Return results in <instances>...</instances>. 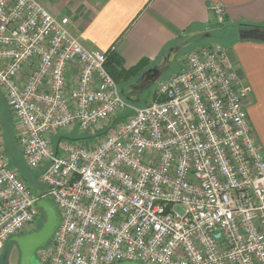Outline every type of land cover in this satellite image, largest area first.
I'll list each match as a JSON object with an SVG mask.
<instances>
[{"label": "built area", "instance_id": "2783aa9c", "mask_svg": "<svg viewBox=\"0 0 264 264\" xmlns=\"http://www.w3.org/2000/svg\"><path fill=\"white\" fill-rule=\"evenodd\" d=\"M211 9L223 23V5ZM68 22L38 0H0V95L60 215L38 262L264 264V152L227 52L189 50L155 99L127 113L103 52ZM1 126L0 251L40 214ZM75 127L87 136L68 138Z\"/></svg>", "mask_w": 264, "mask_h": 264}, {"label": "crops", "instance_id": "0c3cea01", "mask_svg": "<svg viewBox=\"0 0 264 264\" xmlns=\"http://www.w3.org/2000/svg\"><path fill=\"white\" fill-rule=\"evenodd\" d=\"M56 17L66 16L68 27L90 51H106L114 44L124 67L148 59L143 74L152 73L176 56L193 38L206 36L216 23L212 5L225 10L223 23L264 27V0H38ZM250 89L247 113L264 152V41L237 36L225 50ZM159 67V66H157Z\"/></svg>", "mask_w": 264, "mask_h": 264}, {"label": "rangeland", "instance_id": "374dc122", "mask_svg": "<svg viewBox=\"0 0 264 264\" xmlns=\"http://www.w3.org/2000/svg\"><path fill=\"white\" fill-rule=\"evenodd\" d=\"M237 29L229 23H218L212 26V29L206 36H198L193 38L188 44L179 49L176 52V56L167 60L162 65H155L153 74L148 78H141V75L133 79L118 78L117 84L120 94L127 106V113H132L135 108L142 107L152 101V93L156 89L158 83L168 78L171 74L175 73L181 65V58L191 49L203 46V45H218L224 50L230 47L231 42L237 38ZM159 66V67H157ZM130 94H134V98H130ZM0 121L2 127V138L7 149V156L12 165L17 168L21 174L27 176L24 177L26 182L31 184L33 188L40 189L43 192L45 189L41 186L39 170L29 168L25 162L19 147V144L15 138L17 130L14 124L9 109L3 101V97L0 95ZM68 138L85 137L87 133L81 132L77 127L68 134ZM55 138L53 141L55 142ZM175 211L183 213L184 206L176 204L174 206ZM44 221V215L40 211V214L27 230L33 231L41 227ZM20 252L18 247L13 241H6L3 248L0 251V264H18ZM34 263L38 264L37 259L34 257Z\"/></svg>", "mask_w": 264, "mask_h": 264}, {"label": "water", "instance_id": "95a60500", "mask_svg": "<svg viewBox=\"0 0 264 264\" xmlns=\"http://www.w3.org/2000/svg\"><path fill=\"white\" fill-rule=\"evenodd\" d=\"M238 37L241 40L264 41V28L260 26H250L238 30ZM34 195L38 197L35 205L44 215V221L40 228L9 237L8 241H13L19 249L20 256L18 264H35L34 257L38 248L45 246L56 230L60 215L56 209L51 195L41 196V190L36 189ZM38 262V260H37ZM38 264H40L38 262ZM113 264H142L136 261H122Z\"/></svg>", "mask_w": 264, "mask_h": 264}, {"label": "trees", "instance_id": "16d2710c", "mask_svg": "<svg viewBox=\"0 0 264 264\" xmlns=\"http://www.w3.org/2000/svg\"><path fill=\"white\" fill-rule=\"evenodd\" d=\"M250 26H257V25L247 24V23L239 24L240 29L241 28H247ZM260 27H262V26H260ZM103 54L105 56V68L112 75V77L116 80V82H117L118 78L133 79V78L140 76L141 74L144 73L145 68L147 67L148 62H149L148 59L142 58L136 65L131 66L129 68L124 67V63H123L122 58L116 53V51L114 49V44L111 45L106 51H104ZM152 99H155L154 92L152 93ZM6 151H7V149H6ZM10 164L12 165V163H10ZM20 174H21V172H20ZM21 175L27 178V176H25L23 174H21ZM28 186L32 190H35L30 183L28 184ZM41 186L44 189V186L42 184H41Z\"/></svg>", "mask_w": 264, "mask_h": 264}, {"label": "flooded vegetation", "instance_id": "af4514ba", "mask_svg": "<svg viewBox=\"0 0 264 264\" xmlns=\"http://www.w3.org/2000/svg\"><path fill=\"white\" fill-rule=\"evenodd\" d=\"M150 75H152V73L141 74V78H143V79L146 78V77L148 78V76H150ZM147 78H146V79H147ZM130 98H134V94H130Z\"/></svg>", "mask_w": 264, "mask_h": 264}]
</instances>
